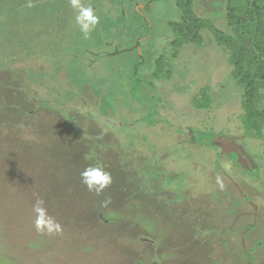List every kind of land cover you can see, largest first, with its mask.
Masks as SVG:
<instances>
[{
    "label": "rangeland",
    "instance_id": "rangeland-1",
    "mask_svg": "<svg viewBox=\"0 0 264 264\" xmlns=\"http://www.w3.org/2000/svg\"><path fill=\"white\" fill-rule=\"evenodd\" d=\"M177 2L82 0L101 18L85 39L69 0H0V264H264V136L215 33L227 0H190L209 25L178 49ZM95 164L99 196L80 179ZM37 196L61 234L36 231Z\"/></svg>",
    "mask_w": 264,
    "mask_h": 264
},
{
    "label": "trees",
    "instance_id": "trees-1",
    "mask_svg": "<svg viewBox=\"0 0 264 264\" xmlns=\"http://www.w3.org/2000/svg\"><path fill=\"white\" fill-rule=\"evenodd\" d=\"M177 6L182 12L180 21L169 23L176 49L180 44L198 42L200 33L209 24L196 18L192 12L190 0H178ZM227 21L232 33L227 35L215 30L218 40L229 50V62L233 67L232 78L243 89L242 108L244 114L241 123L248 134L258 138L264 136V0H227ZM159 63V60L158 62ZM156 76V75H155ZM134 86H139L135 79ZM132 87L133 91L136 88ZM204 98V97H203ZM210 99L205 103L196 102L197 109H208ZM214 134L198 133L195 142L214 146ZM237 160L236 154L230 155Z\"/></svg>",
    "mask_w": 264,
    "mask_h": 264
},
{
    "label": "clouds",
    "instance_id": "clouds-1",
    "mask_svg": "<svg viewBox=\"0 0 264 264\" xmlns=\"http://www.w3.org/2000/svg\"><path fill=\"white\" fill-rule=\"evenodd\" d=\"M69 4L75 11V25L79 28L84 38L87 39L100 23L101 18L97 14V10L91 4L85 5L82 0H69ZM28 7H32L31 0H29ZM80 179L87 190L97 196L104 193L113 183L111 173L106 171L101 164L85 167L80 172ZM102 203L106 205L108 201H103ZM32 211L35 214L34 226L38 233L47 235L62 233L63 227L61 223L48 213L45 201L39 196H37L32 206Z\"/></svg>",
    "mask_w": 264,
    "mask_h": 264
},
{
    "label": "water",
    "instance_id": "water-1",
    "mask_svg": "<svg viewBox=\"0 0 264 264\" xmlns=\"http://www.w3.org/2000/svg\"><path fill=\"white\" fill-rule=\"evenodd\" d=\"M214 144L218 145L222 149V154H228L235 153L237 155V162L242 165L245 169L249 170L250 164L248 163V160L246 157L242 154V148L236 147L234 142L230 139H215Z\"/></svg>",
    "mask_w": 264,
    "mask_h": 264
},
{
    "label": "flooded vegetation",
    "instance_id": "flooded-vegetation-1",
    "mask_svg": "<svg viewBox=\"0 0 264 264\" xmlns=\"http://www.w3.org/2000/svg\"><path fill=\"white\" fill-rule=\"evenodd\" d=\"M241 148V147H240ZM231 154H235V153H231ZM230 154V155H231ZM243 154V153H242ZM244 155V154H243ZM245 156V155H244ZM246 157V156H245ZM249 157H246V159L248 160V163L250 164V167L252 168V166H253V163H252V161L250 160V159H248ZM235 161H237V160H235Z\"/></svg>",
    "mask_w": 264,
    "mask_h": 264
}]
</instances>
